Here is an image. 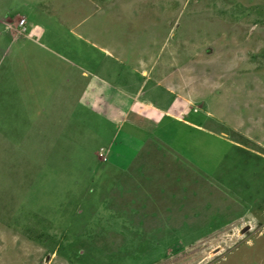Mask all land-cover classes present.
Instances as JSON below:
<instances>
[{
	"label": "rangeland",
	"instance_id": "1",
	"mask_svg": "<svg viewBox=\"0 0 264 264\" xmlns=\"http://www.w3.org/2000/svg\"><path fill=\"white\" fill-rule=\"evenodd\" d=\"M3 14L90 75L0 24V264H264V0Z\"/></svg>",
	"mask_w": 264,
	"mask_h": 264
},
{
	"label": "crops",
	"instance_id": "2",
	"mask_svg": "<svg viewBox=\"0 0 264 264\" xmlns=\"http://www.w3.org/2000/svg\"><path fill=\"white\" fill-rule=\"evenodd\" d=\"M3 15L4 16H3V18H1L0 24L2 26H4L6 34L13 35L14 31L15 32L18 31L19 30L18 22L16 23L15 20L18 21L19 19L25 18L26 21H25L24 26L26 27V32L24 34H21L19 38L22 37L23 39H25V41H28L29 44H31V45L32 44L33 45L39 44L42 40H44V38H46L48 30L42 24L38 23L37 21L31 20V14H27V17L23 16V15H17L15 17V19H13V20L11 18H9V15H5V14H3ZM5 19H7V20H5ZM12 22H15V24ZM86 22H88V21H86ZM79 24L81 26L82 23H79ZM27 26H28V28H31V30H29L27 28ZM80 29L82 30V26L80 27ZM83 32L85 33L86 31H82V33ZM13 36H14L13 39H15V35H13ZM16 36H19V35H16ZM77 36H78V38L82 39L85 43L90 44L91 45L90 49L94 53L98 52V51L102 53V50L100 49V44L98 45L99 42L94 40L92 37H89L88 34L84 35L85 38L82 36H79V35H77ZM4 38H6V37H3V34H0V39H4ZM10 40H11V43L14 44V40H12V39H10ZM42 45L45 46L47 49L51 50L52 52L56 53V55L54 57L59 58V61L61 63L62 62L72 63L81 71V74L84 75V77L90 75V72L88 70L84 69V67H82L81 65H79L75 62H70V60L65 56L64 53H62V55H60L59 53H57L58 51L55 50V48L50 47L47 43L42 42L41 46ZM58 54H59V57H58ZM104 57H106V55H104ZM79 59L84 61V57H80ZM95 61H98V60L96 59ZM85 62H88V61H85Z\"/></svg>",
	"mask_w": 264,
	"mask_h": 264
},
{
	"label": "built area",
	"instance_id": "3",
	"mask_svg": "<svg viewBox=\"0 0 264 264\" xmlns=\"http://www.w3.org/2000/svg\"><path fill=\"white\" fill-rule=\"evenodd\" d=\"M25 21H26V20L23 19V20H21L20 23H19V24L22 26L21 28L23 29L24 32H26V27L24 26V25H25Z\"/></svg>",
	"mask_w": 264,
	"mask_h": 264
},
{
	"label": "clouds",
	"instance_id": "4",
	"mask_svg": "<svg viewBox=\"0 0 264 264\" xmlns=\"http://www.w3.org/2000/svg\"><path fill=\"white\" fill-rule=\"evenodd\" d=\"M103 150V149H102Z\"/></svg>",
	"mask_w": 264,
	"mask_h": 264
},
{
	"label": "trees",
	"instance_id": "5",
	"mask_svg": "<svg viewBox=\"0 0 264 264\" xmlns=\"http://www.w3.org/2000/svg\"><path fill=\"white\" fill-rule=\"evenodd\" d=\"M102 149V148H101Z\"/></svg>",
	"mask_w": 264,
	"mask_h": 264
}]
</instances>
